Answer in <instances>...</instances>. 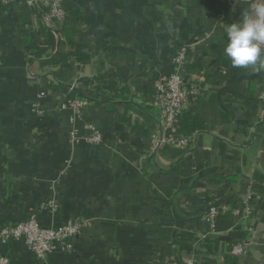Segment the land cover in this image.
I'll return each mask as SVG.
<instances>
[{"label": "crops", "instance_id": "obj_1", "mask_svg": "<svg viewBox=\"0 0 264 264\" xmlns=\"http://www.w3.org/2000/svg\"><path fill=\"white\" fill-rule=\"evenodd\" d=\"M63 3L59 38L24 0L0 2V228L29 216L46 228L90 225L43 259L22 239L0 240L1 255L12 264H264V69L234 67L224 53L226 28L255 0ZM182 48L199 89L181 117L187 148L160 141L151 103ZM79 97L88 104L78 113L54 107ZM214 204H228V223L205 238ZM239 241L245 253L235 256Z\"/></svg>", "mask_w": 264, "mask_h": 264}, {"label": "built area", "instance_id": "obj_2", "mask_svg": "<svg viewBox=\"0 0 264 264\" xmlns=\"http://www.w3.org/2000/svg\"><path fill=\"white\" fill-rule=\"evenodd\" d=\"M18 0H0L2 3ZM231 4H238L249 0H226ZM27 6L40 14L45 26L56 36H61L62 25L67 20V12L63 0H24ZM37 15V14H36ZM186 48H182L180 53L174 58V71L165 79L159 80L155 84V93L151 100L152 105L160 112L159 124L162 131L161 142L168 145L187 148L190 144L191 136L180 132L181 117L189 102L198 93V85L184 70ZM73 87H71L72 89ZM88 104L86 97L64 98L54 107L58 110L71 109L72 112H80ZM89 131V140L100 143L103 135L94 126H86ZM155 142V139H154ZM229 209L228 204H214L204 212L203 219L207 225L204 234L205 238L217 232V218ZM90 225L85 220H71L57 228H46L33 216L26 220L0 228V240L22 239L28 245L31 253L37 258L43 259L59 239H68L75 236ZM246 243L239 241L231 247V254L240 256L245 253ZM0 264H12L0 253ZM171 264H196L194 260L188 259L182 263Z\"/></svg>", "mask_w": 264, "mask_h": 264}, {"label": "clouds", "instance_id": "obj_3", "mask_svg": "<svg viewBox=\"0 0 264 264\" xmlns=\"http://www.w3.org/2000/svg\"><path fill=\"white\" fill-rule=\"evenodd\" d=\"M226 37L224 53L234 67L264 69V0H255L250 11L229 24Z\"/></svg>", "mask_w": 264, "mask_h": 264}, {"label": "trees", "instance_id": "obj_4", "mask_svg": "<svg viewBox=\"0 0 264 264\" xmlns=\"http://www.w3.org/2000/svg\"><path fill=\"white\" fill-rule=\"evenodd\" d=\"M23 9H25L24 6H23ZM28 15H29V13L22 14V16H21V18H22V21H21L22 24H25V23L28 22ZM47 39H48V43L49 44H52L53 43V38L50 35V33L47 35ZM28 41L31 42V36L29 37V40ZM57 44H59V42ZM29 47L31 49H33V50H36L38 55L40 53H42V51L44 50L41 47H36L35 45H33V43H31L29 45ZM182 121H183V119H182ZM227 219H228V216H221V217L219 216L218 219H217V223H216V229H221V227H223L226 223H228L227 222Z\"/></svg>", "mask_w": 264, "mask_h": 264}, {"label": "rangeland", "instance_id": "obj_5", "mask_svg": "<svg viewBox=\"0 0 264 264\" xmlns=\"http://www.w3.org/2000/svg\"><path fill=\"white\" fill-rule=\"evenodd\" d=\"M10 225V224H9ZM8 226V225H7ZM5 240V239H4ZM9 262L12 263V260L10 258H8L6 255L4 256Z\"/></svg>", "mask_w": 264, "mask_h": 264}]
</instances>
